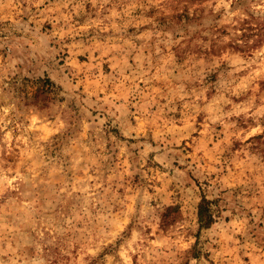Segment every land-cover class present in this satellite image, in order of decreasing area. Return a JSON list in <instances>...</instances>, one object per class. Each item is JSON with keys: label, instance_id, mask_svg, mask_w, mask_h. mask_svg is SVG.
<instances>
[{"label": "rangeland", "instance_id": "374dc122", "mask_svg": "<svg viewBox=\"0 0 264 264\" xmlns=\"http://www.w3.org/2000/svg\"><path fill=\"white\" fill-rule=\"evenodd\" d=\"M0 264H264V0H0Z\"/></svg>", "mask_w": 264, "mask_h": 264}, {"label": "trees", "instance_id": "16d2710c", "mask_svg": "<svg viewBox=\"0 0 264 264\" xmlns=\"http://www.w3.org/2000/svg\"><path fill=\"white\" fill-rule=\"evenodd\" d=\"M210 201L203 198L201 199L197 207V221L200 228H207L212 223V218L210 214Z\"/></svg>", "mask_w": 264, "mask_h": 264}]
</instances>
